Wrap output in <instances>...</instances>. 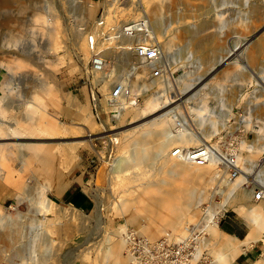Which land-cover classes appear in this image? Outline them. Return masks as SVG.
<instances>
[{"label":"rangeland","instance_id":"obj_1","mask_svg":"<svg viewBox=\"0 0 264 264\" xmlns=\"http://www.w3.org/2000/svg\"><path fill=\"white\" fill-rule=\"evenodd\" d=\"M123 4L120 14L123 17L133 18L141 13L147 19L158 16L160 36H152L161 45L166 41L164 53L172 60L173 74L167 80H149L147 88L140 90L138 86L146 78L142 77L145 68L133 66L132 75L126 69L130 64L128 61H136L133 55H128L127 63L111 62L116 73L111 79H126V85L135 92L139 90L140 96L134 104L124 99L122 104L117 101L110 105L107 95L111 79L105 84L97 83L98 87L91 83V79L83 78L82 66L87 62L85 38L80 40L85 49L71 46L73 30L81 29L84 35L88 33L98 19L100 7L107 5L106 1L10 0L4 3L0 0V113L10 117L9 121L18 128L25 126L24 134H14L7 140L42 146L43 152L49 150L46 157L50 161L45 159L46 162L40 165L41 169L37 168L39 165L35 157L24 164L27 167L20 164L16 157L1 161L0 166L7 176L0 179V228L19 227V234L23 237L17 246L24 252L28 247L32 252L37 238L43 236L47 240L44 264H111L113 258L108 249L113 240L123 237V232L128 228L138 230L131 220L134 208H125L123 200L134 199L135 207L140 208V200L151 192L148 182L159 179L163 182L165 179L172 187L173 182L177 184L180 181L167 172V166L173 160L169 148L178 142L169 145L156 161H151V165L148 162L142 167H130L123 172L112 171L111 162L117 157L126 156L133 147L132 140L141 137L143 128L140 129L137 124L171 108L172 111L182 109L190 120L191 128H197L191 109L200 107L202 116H215L219 120L218 130L205 141L219 146L221 150L231 142L239 153L245 143L253 140L255 131L264 122V52H255L252 43H249L246 48L235 51L228 63L224 61L208 69L210 56L212 59L223 54L225 49L243 43L255 30L257 35L264 34V20L245 19L248 7L242 4V0H179L177 3L173 0H126ZM219 12L222 15L221 23L229 25L222 32L218 29L220 22L216 14ZM37 15L45 21L36 18ZM205 18L210 22L198 35L204 40L200 46V43L196 46L189 42L188 37L176 32L181 23L197 24ZM46 28L52 32L51 38L55 43L53 50L46 49L47 37L43 33ZM150 34H153L152 31ZM14 37L17 47L23 48L25 53L18 52L12 45L11 39ZM107 49L121 55L111 46L105 51ZM171 51L177 54L171 56ZM44 80L52 87L48 93L51 97L41 94L39 101L46 104L47 114L54 112L51 115L53 129L38 121L24 124L21 119L27 106L23 102L32 100L33 91L38 90L34 86ZM186 84H190L189 88ZM157 90L164 91L162 98L157 104L149 106L147 99ZM52 96L56 101L53 102ZM252 106L256 108L253 110ZM228 109L229 112L226 111ZM248 110H251L249 116L246 113ZM172 111L168 114L170 118ZM242 117L246 119L244 123ZM55 126L57 130H54ZM146 138V146L150 148H154L159 141L151 134ZM69 146L73 148V157L67 160L65 150ZM252 157L258 162L257 168L247 174L248 182L238 187L224 202L222 193L213 192L217 189L215 185L221 174L216 175L213 181H207L209 177L204 178L208 183L206 189H209L206 193L199 192L198 196L203 198L193 204L194 213L193 210L185 211L180 226L184 227L185 221L198 220L203 215L204 207L205 214L215 208L218 219L233 207L246 220L251 232L254 213L264 214V199L254 198V187L260 185L252 180L261 164L259 170H264V151L260 150ZM237 163L241 169L248 162L237 157ZM210 166L214 167L215 164ZM225 173L222 178L232 181L239 175V170L235 177H231L227 169ZM71 176L73 179L68 184L79 182L82 185L92 199L91 209L81 211L63 202L61 194L68 184L60 186L68 182ZM198 186L202 188V184ZM42 193L48 197L47 206L45 201L40 202ZM219 203L222 204L220 208L217 207ZM136 210L140 216L138 222L145 224L144 211ZM163 228L157 231L155 237L167 230L182 235L185 231V227L180 230ZM251 235L258 237L259 241L255 243L261 246L264 254V229ZM223 239L218 220L216 228L209 226L207 230L208 264L231 263L222 261L219 256ZM10 252L1 251L0 264H19L18 257L13 261L7 259ZM120 253L126 256L124 247ZM33 255L36 256V253L33 252ZM258 260L264 264V255Z\"/></svg>","mask_w":264,"mask_h":264},{"label":"bare ground","instance_id":"obj_2","mask_svg":"<svg viewBox=\"0 0 264 264\" xmlns=\"http://www.w3.org/2000/svg\"><path fill=\"white\" fill-rule=\"evenodd\" d=\"M1 1L4 3H7L8 1L10 2V0H1ZM103 1H106V0H103ZM125 1L126 0H124L123 2ZM173 2L177 3L179 2V0H173ZM242 4L248 7L245 19L252 20L253 18L255 19L258 18V19L264 20V0H242ZM216 15H217V19L220 22V24L218 25V29L222 32L224 31V28L229 25L221 23L222 15L220 12L217 13ZM36 18L42 19L41 21L43 22L45 21V19L41 16L37 15ZM158 21H159V18L157 15H153L152 17H149L148 22L150 26V32L152 31L153 33L151 35L160 36L159 32H161V30L158 26ZM223 21L229 22V20L227 19L226 20L224 19ZM209 22H210V19L205 18V19L200 20L197 24L181 23L176 28V32L180 36H183L185 38L188 37L189 42L190 41L193 42L196 46L200 43L198 45L200 46L204 40H202V38H199L200 36L198 37V35L201 33V31H203L207 27ZM95 23L92 25L89 32L86 33L85 35H84V31H81V29L73 30L71 46L74 47L75 49L83 50L84 47L81 44L80 40H82L84 37L85 44H86L87 36L92 31ZM254 32L255 33L251 34L247 38V40L244 41L243 43L235 44L232 48L225 49L223 54H219L212 59L210 58L211 57L210 56L208 59L210 63L208 66V69L211 70L214 67H216L218 64H221L222 62L224 63V61L228 63L230 58L235 54V51L240 50L241 48H246V46H248L249 43H252V47L254 48L255 52L257 53L264 52V34L257 35V31L255 30ZM43 33L47 37V40L45 42L46 49L53 50V48L55 47V43L51 38L52 37L51 30L46 28ZM152 37L156 38L154 36ZM252 37H254V39L251 41ZM15 38L16 37L11 39L12 45L16 47L18 52L25 53L23 51V48L21 49L20 47H17L18 46L16 42L17 39ZM128 43H130L128 40L122 39L116 43L110 42V43H105V44L103 43L102 45H100L102 53L106 59V63L102 71L93 72V75L89 77V79H91V83L95 84L98 87H99V84L97 83L99 82H102L104 84L107 83L112 78V76L116 74L113 64H118L117 62L127 63L128 55H133L136 61L138 62L137 63L136 61H133V59L130 60L132 62L128 61V63H130L127 65V68H126L128 74L132 75L133 66L134 67L143 66L145 68V73L142 74L143 76L142 75L141 76L143 78L144 77L146 78L144 81L142 80L141 85L138 86L140 90H145L147 88L149 80L154 79V80L162 81V80L169 79V76H165L161 79L160 78L159 79L158 78H152V79L147 78V72H148L147 66L141 63L140 59L137 56H135L133 52H131L130 50L126 48V45H128ZM160 45H161V42H160ZM109 46L117 49L118 52H121V55H115L116 52H113L110 49H107L105 51V49ZM166 46H167L166 41H164L163 44L161 45V48H162L165 59H167L168 63L171 66L172 60H169V58L164 53ZM85 51L87 52V58H86L87 60L89 57L87 47ZM86 60L82 63H85ZM114 81H122V83L126 85V83L124 82L126 81V79H123V80L122 79H114V80L111 79L110 84H109L108 94H109L110 87ZM189 86L190 84H186V87L189 88ZM34 87H37L38 90L33 91L32 100H26L23 102V103H26L27 106L25 108V112H24L25 114L21 116V119L23 120L22 122H24L25 124V122H35L36 123L38 121L44 125L51 126L52 128L54 126V120H52L53 118L51 115H53L54 112L53 114H50V115L47 114L45 110L46 104L41 103V101H39L41 98V94H48L50 89H52V87L50 86L49 83L47 84V81L45 80L44 82L42 81ZM163 93L164 91L160 92L158 90L152 92L147 99V104L149 106L157 104L162 98ZM191 96H193V94H191ZM50 97L49 99L53 98V102L56 101L54 100V96H52V98ZM118 99H119L118 100L119 103L122 104L125 97L121 96ZM67 101L69 103L71 102L69 98L67 99ZM114 103H116V101L110 102V104H114ZM255 108L256 107H254L253 110ZM172 110L173 109L170 108L168 110H165L155 115L154 117L142 123L137 124V126H139L140 129L141 127L143 128L141 137L132 140L133 147L129 150L126 156L117 157L113 160V162H111L112 171L119 173V172H123L125 169H128L130 167H142L143 165H146V163L148 162H150L149 165H151V161L153 160L156 161L157 157L162 152H164L169 145L178 142V144H173V145L192 146V145H197L200 143L207 142L205 141L206 138L209 135H211L214 131L218 130L219 128L218 127L219 120L216 119L215 116L214 117H211V116L204 117L201 114L202 109L200 107H195V108H192L191 111L194 113L192 116V119L197 128H194V127L191 128V126L189 125V127H185L181 130H177L176 132H173L171 129L173 125V119H172L173 116L172 118L168 117V114ZM226 111L229 112V109ZM179 112H181V110ZM246 113H247V116H249L251 113V110H248ZM9 120H10V117L0 113V163L3 159H12L13 157H16L17 159H19L20 164H23V166L27 167V164L26 165L24 164L27 162H31L32 157H35L38 161L37 165H39L37 166V168L41 169L40 165L44 161L46 162L45 159H47V161L50 162L49 158L46 157V152H48L49 150L46 152L44 150L43 152L44 148L42 146H31L29 144L26 145L23 142H17V140H7L8 138H11L14 134H20V133L24 134L25 133L24 125L21 129V128H18L16 124H13ZM241 120L244 123L246 119L242 117ZM248 121L250 120L248 119ZM54 128H55L54 130H57L56 126ZM150 134L155 136L159 140V141L157 140L158 143L154 148H150L146 146L147 145L146 137L147 135H150ZM185 144H188V145H185ZM211 145L213 146L212 147L213 149L211 150V156L207 159V162L201 165L195 164L193 162L179 160L177 158L172 157L173 160H171L170 164H168L167 172L173 175V178L175 179L179 178L180 181L177 184L173 182L172 187H169V184L167 183L165 179H163V182L161 181L162 179L148 182L147 186L150 187L151 192H149V195H147V197L140 200L141 202L140 208L135 207L134 199H124L123 200V205L125 208H131V207L134 208L135 212L132 215L131 220L133 223H135L134 225L138 227V230L141 232V234L144 233L143 235L146 234L145 236L148 235L147 237L152 239L153 237L156 236V233L159 229H164L163 226L169 227L172 230H177V229L180 230L181 228L183 229L184 227L180 226V223L185 216V211L191 212L194 209L193 204L195 202L199 203V201H201V199L203 198L202 196H198L199 192L206 193L207 190L209 189V188L206 189V187L208 186L207 181H213L217 177L216 175H218L219 173L221 175H219V177L217 178V183L215 185L217 189L216 190L214 189L213 192L217 191V192L222 193L223 202L226 201V199L229 196H231V194L238 187L248 182L249 179L247 177V174H250L253 168L255 167L257 168V165H258V162L254 159V157H252L253 154L259 152L260 150L264 151V122H262V124L260 125V128L255 131L253 140L245 143L243 150H241L239 153L236 152L235 165L237 166V173L239 170V175L235 177L232 181L230 180L227 181L225 178H222L224 176V173L226 172L227 166L223 165L222 169L218 168V162H219L218 152H220V148L219 146L216 147V145L214 144H211ZM72 149L73 148L69 146L65 150V153H66L65 158L67 157L66 158L67 160L73 157ZM237 157L238 158L241 157L246 162H248L241 169H239V166L237 163ZM211 164H215V166L211 167L210 166ZM161 166L162 165H160L159 168ZM20 167L22 166L20 165ZM260 167H262V164ZM259 168H258V172L257 171L255 172L256 174H254V177L252 180L256 181L262 188H264V173H262V171L264 170H261V169L259 170ZM221 170L222 172H220ZM6 176H7V173L0 166V179H5ZM133 176L137 177V174H134ZM207 177H209V179H207ZM204 178H206L207 181ZM222 183L223 185L221 186L220 184ZM199 184H202L201 189H199V186H198ZM44 194L42 193V198L40 202L42 200L45 201V206H47L48 197L46 195L44 196ZM221 205L222 204L219 203L217 207L220 208ZM136 209H140L144 211L145 213L144 218H146L145 224H140L138 222L140 216L138 215V212ZM203 210H204L202 212L203 215H201L199 219L196 220L195 222H201L204 226H210V227L216 228L218 226V220H219L216 209L215 208H212L211 210L208 209L209 211L206 214H205L206 212L205 207L203 208ZM193 213H194V210H193ZM252 221H253V232L257 233L258 231H261L262 229H264V214L257 213V212L254 213V215L252 216ZM131 229H135V228H131ZM19 230H20L19 227H14V226H10L8 228L4 226L0 228V243H1L0 254H1V251L11 250L7 258L10 261H13L15 257H18L19 264H35L37 262H40L39 264H44V262L46 261V255H45L46 248L44 247H45V243L47 240L44 239L43 236L37 238V240L35 241L36 243L34 242L35 247L32 248V252H30L29 247H28L27 252H24L25 250L19 248L20 246H17V242H19L20 239L23 237L22 234L21 235L19 234ZM222 235H224V239L220 242L221 249L219 251V254L222 259H228L231 257V255L237 253L238 251H241L242 245L249 246L253 242L259 241L257 236L251 235V234L245 236L243 239H239V238L236 239L235 237L231 235H227L223 232H222ZM123 247H124V252H125L124 235L123 237H119L113 240L112 245L108 249V252L112 254V258H113V261L111 262V264H127L129 261L131 264L130 257H128L126 253H125L126 256L124 255L123 257L120 253ZM33 252L36 253V256L33 255Z\"/></svg>","mask_w":264,"mask_h":264},{"label":"built area","instance_id":"obj_3","mask_svg":"<svg viewBox=\"0 0 264 264\" xmlns=\"http://www.w3.org/2000/svg\"><path fill=\"white\" fill-rule=\"evenodd\" d=\"M124 0H106L107 5L100 7L98 19L86 39L88 59L82 66L83 78L89 80L93 72L104 69L106 59L100 45L103 43H116L122 39L130 43L126 48L137 56L141 63L147 66V77L163 78L173 74L171 66L165 59L160 41L150 34L148 19L144 13L133 18L123 17ZM121 96L134 104L139 100V90L136 92L124 85L122 81H114L110 87L107 101L117 102ZM128 104V103H127ZM114 105V104H110ZM182 110V109H181ZM173 132L191 126L190 120L182 110L172 111ZM213 146L204 142L192 146L172 145L169 155L179 160L193 162L201 165L211 156ZM218 152V167L227 166L231 177L237 174L236 147L229 142ZM254 198L264 199L262 187H254ZM184 234L171 230L163 232L156 238H148L136 229H126L125 253L130 257L131 264H208L209 249L206 245L207 230L201 222L189 221L185 223Z\"/></svg>","mask_w":264,"mask_h":264},{"label":"crops","instance_id":"obj_4","mask_svg":"<svg viewBox=\"0 0 264 264\" xmlns=\"http://www.w3.org/2000/svg\"><path fill=\"white\" fill-rule=\"evenodd\" d=\"M169 54L175 56L177 52L171 51ZM72 179L73 177L71 176V178L68 179V182L60 187H65L70 181H72ZM61 198L63 202L69 203L79 208L81 211H87L92 207V199L79 182H71L68 184L62 191ZM219 227L223 233L231 235L236 239H243L245 236L250 235L253 232V228L250 232L251 227H249L246 220L233 207L230 208L229 212L227 211V213L221 215L219 219ZM262 255L264 254H262L261 246L254 242L249 246L242 245L241 251L231 255L228 259L221 258V260L224 262L231 261L230 264H261L257 261H259L258 259Z\"/></svg>","mask_w":264,"mask_h":264}]
</instances>
